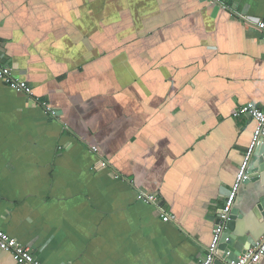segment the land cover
Instances as JSON below:
<instances>
[{
    "label": "crops",
    "instance_id": "crops-1",
    "mask_svg": "<svg viewBox=\"0 0 264 264\" xmlns=\"http://www.w3.org/2000/svg\"><path fill=\"white\" fill-rule=\"evenodd\" d=\"M256 21L264 0H0L33 89L0 81L1 229L43 264H201L257 128L233 113L264 109ZM258 185L234 208L260 244Z\"/></svg>",
    "mask_w": 264,
    "mask_h": 264
},
{
    "label": "built area",
    "instance_id": "built-area-1",
    "mask_svg": "<svg viewBox=\"0 0 264 264\" xmlns=\"http://www.w3.org/2000/svg\"><path fill=\"white\" fill-rule=\"evenodd\" d=\"M215 4H220L221 0H212ZM254 28L263 34L264 40V21L254 22ZM0 81L7 85L10 89L23 95H33V89L28 82L23 80L18 74L15 73L14 69L3 61V56L0 54ZM46 114L56 116V112L49 106L46 101H40ZM235 119L248 117L256 121L257 128L252 140V143L245 155L244 161L239 168L236 182L232 189L226 196V201L222 212L220 214L219 223L213 230V240L211 245L207 248V254L201 264H213L215 256L218 251L223 234L228 228V224L232 221V212L235 207V203L239 192L243 185L250 180V162L252 160L255 148L264 139V109L257 107L253 103H248L244 106L239 107L233 113ZM93 153H98L99 150L96 146H91ZM140 200L149 204H157L158 197L155 195H148L140 193ZM163 221L172 222L175 221L173 216L163 213L161 215ZM0 250L11 251L15 254L17 264H43L37 260L31 253L29 247L22 246L17 239L9 236L0 227ZM264 256V239L260 244H257L255 248L239 255L238 262L233 264H259L261 258Z\"/></svg>",
    "mask_w": 264,
    "mask_h": 264
},
{
    "label": "water",
    "instance_id": "water-1",
    "mask_svg": "<svg viewBox=\"0 0 264 264\" xmlns=\"http://www.w3.org/2000/svg\"><path fill=\"white\" fill-rule=\"evenodd\" d=\"M249 173L250 180L245 184L259 183L254 195V207L252 212L258 220L261 218L264 219V139H262L255 148L250 162ZM238 220L242 221V223L239 224ZM251 227L252 225L245 220V217L240 215L239 210L234 208L232 212V221L228 224V228L222 236L213 264L237 263L239 255L255 248L257 243L252 241V236L246 234L253 228Z\"/></svg>",
    "mask_w": 264,
    "mask_h": 264
}]
</instances>
